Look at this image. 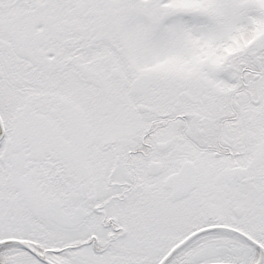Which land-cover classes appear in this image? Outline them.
<instances>
[{"label":"snow or ice","instance_id":"obj_1","mask_svg":"<svg viewBox=\"0 0 264 264\" xmlns=\"http://www.w3.org/2000/svg\"><path fill=\"white\" fill-rule=\"evenodd\" d=\"M0 264H264V0H0Z\"/></svg>","mask_w":264,"mask_h":264}]
</instances>
